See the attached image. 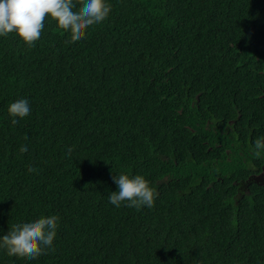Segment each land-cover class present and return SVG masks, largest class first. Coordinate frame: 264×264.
<instances>
[{
    "label": "trees",
    "instance_id": "trees-1",
    "mask_svg": "<svg viewBox=\"0 0 264 264\" xmlns=\"http://www.w3.org/2000/svg\"><path fill=\"white\" fill-rule=\"evenodd\" d=\"M107 2L75 42L50 16L34 47L0 36V235L59 217L54 251L0 264H264V190L234 197L246 164L213 142L264 138V0ZM121 173L153 207L109 202Z\"/></svg>",
    "mask_w": 264,
    "mask_h": 264
},
{
    "label": "clouds",
    "instance_id": "clouds-1",
    "mask_svg": "<svg viewBox=\"0 0 264 264\" xmlns=\"http://www.w3.org/2000/svg\"><path fill=\"white\" fill-rule=\"evenodd\" d=\"M78 3L79 8L74 0H0V36L16 33L29 48L34 47L41 37L46 18L50 16L61 30L71 33L69 42L81 40L91 26L108 18L112 5L107 0H78ZM30 111L29 101L24 98L8 107L13 125L18 123V118L27 117ZM254 148V155L259 158L261 152H264V138H257ZM27 151V145H22L19 149L21 154ZM71 152L72 149L69 148L67 154L71 155ZM35 171L34 167H28V172ZM113 182L118 186V191H111L108 199L116 207H120L122 203L137 210L154 206L158 193L143 175L121 173L113 175ZM58 221L59 217L51 215L32 222L14 224L6 234L0 235V249L6 250L8 256L28 259L54 251Z\"/></svg>",
    "mask_w": 264,
    "mask_h": 264
},
{
    "label": "flooded vegetation",
    "instance_id": "flooded-vegetation-1",
    "mask_svg": "<svg viewBox=\"0 0 264 264\" xmlns=\"http://www.w3.org/2000/svg\"><path fill=\"white\" fill-rule=\"evenodd\" d=\"M225 128H227L226 132H229L228 137H230L231 142H227L226 139L223 138L221 141L217 139V143L215 137L217 134V129L213 124V135L215 134L213 139L214 145L221 149L220 151H222V148L225 147V150L228 154V160H231L232 158H236L238 160L237 156L240 154V146L236 142L237 130L235 128V120L231 119L229 121V128L228 126H226ZM252 138L251 140H248L250 142L248 152H245V155L243 157L244 163L246 164L245 176L243 178L233 177L232 180V184L235 185L234 197H244V195L252 196L254 190H264V152H261V156L259 158L254 155L255 142L254 137ZM227 145H229L230 147L228 148ZM215 163L218 165L217 161H215ZM228 173L231 175L233 172L228 171Z\"/></svg>",
    "mask_w": 264,
    "mask_h": 264
},
{
    "label": "rangeland",
    "instance_id": "rangeland-1",
    "mask_svg": "<svg viewBox=\"0 0 264 264\" xmlns=\"http://www.w3.org/2000/svg\"><path fill=\"white\" fill-rule=\"evenodd\" d=\"M239 150H240V154L237 156L238 160L236 158H232L231 160H228L226 163L228 165L229 168H233L234 167V163H241V161L243 162V157L245 155V152H248V148L250 145L249 141L246 142H240L239 141Z\"/></svg>",
    "mask_w": 264,
    "mask_h": 264
}]
</instances>
